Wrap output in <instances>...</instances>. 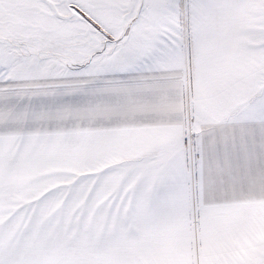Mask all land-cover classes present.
Here are the masks:
<instances>
[{
  "label": "snow or ice",
  "instance_id": "obj_1",
  "mask_svg": "<svg viewBox=\"0 0 264 264\" xmlns=\"http://www.w3.org/2000/svg\"><path fill=\"white\" fill-rule=\"evenodd\" d=\"M0 264H264V0H0Z\"/></svg>",
  "mask_w": 264,
  "mask_h": 264
}]
</instances>
